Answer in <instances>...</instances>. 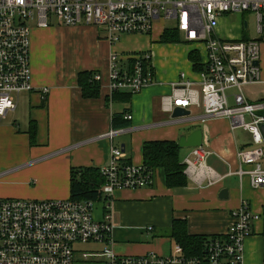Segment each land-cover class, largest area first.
<instances>
[{"label":"crops","instance_id":"crops-1","mask_svg":"<svg viewBox=\"0 0 264 264\" xmlns=\"http://www.w3.org/2000/svg\"><path fill=\"white\" fill-rule=\"evenodd\" d=\"M227 19L233 22V28L226 26ZM241 25L245 26L244 16H229L221 21L218 33L222 37L248 38ZM163 26L157 23L150 34H127L110 42L98 27L63 25L61 48L55 47L52 34H48L50 26L32 27L35 90L20 95L16 109L0 118V198H70L72 170L108 164L112 145L122 148L124 161L142 165L145 141L179 142L182 134L202 128V146L211 151L207 163L223 180L213 186H199L185 173L186 186L170 187L165 171L157 169L151 185L116 191L109 201L116 222L113 248L118 256L173 255L179 245L171 234L174 228L185 227L189 234L198 236L223 235L232 223L233 212L246 199L260 218L253 222L252 233L245 240V264H264V186L254 187L249 175L241 178L235 172L239 168L238 151L253 144L252 136L242 127L232 128L227 117L202 121V107H191L190 115L178 118L163 109V96L173 92V83L182 72L195 81H200L201 72L190 58L196 46L184 43L180 36V41H162L166 31ZM114 51L125 58L150 52L154 83L137 93L110 92L109 57ZM261 51L263 81L245 89L251 100L264 98V42ZM199 56L202 62V52ZM82 72L103 76L98 96L83 94L79 81ZM44 87L49 88L46 98L42 97ZM126 113L132 114V119H125ZM114 120L118 126H114ZM33 121L37 125L34 141L29 132ZM119 128L124 131L113 141L102 137L110 129ZM192 148L181 147L182 163ZM223 188L228 190L226 197L220 195ZM107 210L104 198L97 201L95 218L103 219ZM105 245L80 247L100 250ZM74 264L106 261L77 258Z\"/></svg>","mask_w":264,"mask_h":264},{"label":"built area","instance_id":"built-area-1","mask_svg":"<svg viewBox=\"0 0 264 264\" xmlns=\"http://www.w3.org/2000/svg\"><path fill=\"white\" fill-rule=\"evenodd\" d=\"M254 14L257 37H222L221 21L232 15ZM52 17L65 26L92 25L103 29L110 42L127 34H150L158 21H175L173 28L183 42L195 45L203 55L200 81L185 72L173 83V92L162 98L163 109L202 107L204 116L227 117L232 128L242 127L253 144L238 151L241 178L249 175L254 187L264 186V98L251 100L246 87L262 79L261 44L264 42V0H0V118L14 111L18 97L35 90L32 82V27H48ZM247 27H249V22ZM125 60V62H124ZM257 62H259L257 64ZM103 76L94 73L101 83ZM154 83L150 52L129 58L114 51L109 57L110 92H140ZM49 88H42L46 98ZM125 119H132L126 113ZM124 130L110 129L102 135L113 141ZM121 147L111 146L108 164L100 168L105 179L103 198L108 210L95 218L96 201L72 198H0V264H74L77 258L104 259L106 264H245V240L260 218L250 202L242 200L223 235L210 237L205 254L186 257L181 245L167 257L118 256L113 248L116 227L109 201L121 189H138L153 183L145 165L125 162ZM207 148L198 146L184 159L185 173L199 186L223 180L207 158ZM244 165L250 166L249 169ZM232 173V172H231ZM89 243L106 244L100 250L82 249Z\"/></svg>","mask_w":264,"mask_h":264},{"label":"trees","instance_id":"trees-1","mask_svg":"<svg viewBox=\"0 0 264 264\" xmlns=\"http://www.w3.org/2000/svg\"><path fill=\"white\" fill-rule=\"evenodd\" d=\"M162 41L175 42L180 41V39L176 31L166 30L162 36ZM190 58L196 70H203L198 51L191 52ZM93 76V72H82L80 74L79 81L83 89V94L87 97H96L99 95L100 83L93 80ZM124 124L126 126L128 125V123ZM118 125L117 121L115 122L114 120V126ZM36 128L37 125L33 121L29 131L32 141L36 137ZM180 150L181 147L176 140L155 139L145 141L143 145V165L152 172L157 169H163L166 174L167 184L170 187L186 186L188 178L185 174L186 166L180 160ZM104 182L105 179L98 167L74 169L71 175L70 198L75 200L101 201L103 200L102 186ZM171 234L177 240V243L182 246L183 253L186 257H202L205 254L206 243L210 237L189 234L185 227L180 229L174 228Z\"/></svg>","mask_w":264,"mask_h":264},{"label":"rangeland","instance_id":"rangeland-1","mask_svg":"<svg viewBox=\"0 0 264 264\" xmlns=\"http://www.w3.org/2000/svg\"><path fill=\"white\" fill-rule=\"evenodd\" d=\"M240 16H242V15H240ZM244 18H245V21L247 20L248 22H249V27L248 28H246L245 26H243V25H241L242 26V30L244 31V32H246V35H247V37L248 38H255V37H257V32L255 31V29H256V22H255V18H254V14L253 13H251V12H247L246 14H245V16H244ZM239 19H242V18H239ZM228 21L226 22V26L227 27H232L233 25H232V23L233 22H231L229 19H227ZM239 21V20H238ZM158 23L160 24V26L162 25L163 26V23L161 22V21H158ZM174 24H175V21L174 20H172V19H168V20H166L165 22H164V27L165 28H173L174 27ZM63 27V25L62 24H60V22L58 21V19L56 18V17H52V19H51V22H50V28H51V33L49 32L48 34H52L51 36H52V40H53V42H54V44H55V47H56V45L57 46H59L60 48H61V45H62V42H63V37H62V31H61V28ZM233 28V27H232ZM183 40V39H182ZM184 43H186V42H184ZM192 45V44H191ZM70 49H72L71 47H70ZM192 52H196L195 51V49L194 50H192ZM31 53H32V47H31ZM173 56V55H172ZM32 60V59H31ZM262 60V59H261ZM262 63H263V66H264V57H263V61H262ZM262 65V64H261ZM25 93H23V94H21V96L22 95H24ZM12 116V115H11ZM11 116H10V118H11ZM5 183H7V182H3V184H5ZM11 183H13V182H11ZM6 185V184H5ZM47 199V198H46ZM89 260H91V261H97L98 260V258H95V257H91V258H89L88 259V261ZM99 263V262H98Z\"/></svg>","mask_w":264,"mask_h":264},{"label":"water","instance_id":"water-1","mask_svg":"<svg viewBox=\"0 0 264 264\" xmlns=\"http://www.w3.org/2000/svg\"><path fill=\"white\" fill-rule=\"evenodd\" d=\"M245 27H247V22L245 21ZM259 62H257L258 64ZM191 114V111L189 109L183 108V107H175L172 117L178 118V117H184ZM262 130L264 132V124L262 125ZM203 144V130L202 128H197L193 130L189 134H182L179 138V145L182 148L185 147H198L202 146ZM228 193L227 188H223L220 192V195L223 197H226Z\"/></svg>","mask_w":264,"mask_h":264}]
</instances>
